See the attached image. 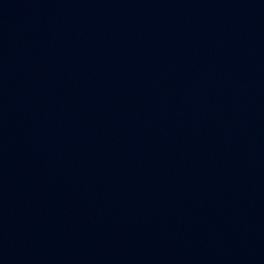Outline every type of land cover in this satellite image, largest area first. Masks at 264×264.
I'll list each match as a JSON object with an SVG mask.
<instances>
[{"label":"water","instance_id":"water-1","mask_svg":"<svg viewBox=\"0 0 264 264\" xmlns=\"http://www.w3.org/2000/svg\"><path fill=\"white\" fill-rule=\"evenodd\" d=\"M0 264H264V0H0Z\"/></svg>","mask_w":264,"mask_h":264}]
</instances>
